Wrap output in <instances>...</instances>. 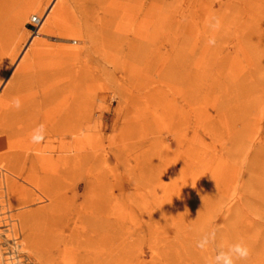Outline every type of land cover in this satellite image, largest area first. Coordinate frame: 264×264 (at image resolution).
I'll list each match as a JSON object with an SVG mask.
<instances>
[{
	"label": "rangeland",
	"instance_id": "obj_1",
	"mask_svg": "<svg viewBox=\"0 0 264 264\" xmlns=\"http://www.w3.org/2000/svg\"><path fill=\"white\" fill-rule=\"evenodd\" d=\"M118 2L137 3L14 0L1 13L0 99L45 77L59 82L53 105L75 98L103 126L51 199L25 204L0 177V264H224L236 244L250 254L235 264H264V0H164L149 43L112 35Z\"/></svg>",
	"mask_w": 264,
	"mask_h": 264
},
{
	"label": "bare ground",
	"instance_id": "obj_2",
	"mask_svg": "<svg viewBox=\"0 0 264 264\" xmlns=\"http://www.w3.org/2000/svg\"><path fill=\"white\" fill-rule=\"evenodd\" d=\"M136 1L137 3H133L132 6L128 4L127 8L130 5V9H126L127 11L123 10L125 7L122 8V6H127L129 2L127 1L126 4L121 3V7L118 2V9L122 8L123 14L121 13L117 24H115V30H113L112 35L117 36L118 39L132 36L141 40V42L149 43L157 36V32L152 30L153 27L161 30L165 25V16L161 12L165 2L164 0H160L161 5H159L155 3V0H150L149 2L146 0ZM7 2H14V0H0V58L3 52H5L3 51L5 42L9 40V38L7 40L9 21L2 22L1 19V13H4L7 9ZM146 4L149 5L147 10L145 8ZM157 11H159V16L156 14ZM19 13L21 15L18 21L26 16V12L24 11ZM12 14L11 16L17 13ZM38 18L40 19V26L42 25V19ZM69 25H65L63 29ZM68 31L70 32V30ZM65 33L63 34L65 36L70 34ZM39 35L37 33V36ZM71 35L69 37L72 38L73 35ZM123 35L124 37H122ZM37 36L33 37V39ZM110 37L111 34H107L105 38L108 41V45L111 43L109 42ZM74 38L76 39V36ZM33 39L30 41L31 44L33 43ZM100 51L98 52L100 53ZM107 54V52L104 53V60L110 63V56H107ZM85 64L87 66L88 62ZM39 82L42 84V87L36 92L26 91L24 83L16 87L14 91L18 94L16 98L20 100L19 108L14 106L16 98H10V96L6 98L5 95L0 99V177L4 183L2 186L4 185L5 188L10 189L13 193L15 189L22 188V200L25 204L31 201V198H28V193L30 192L39 194L42 199H51L55 192L68 186L72 171L84 167L91 152L98 149L101 145V139L98 137L102 132L103 125L101 120L97 118L96 123H94L95 126L92 128L87 108L82 103L76 101L75 98L69 101V97L66 96L67 98L64 99L65 96H63V100L58 106L53 105L57 83L59 82L56 83L54 80L52 81L45 77L39 78ZM61 99L62 97L60 96ZM60 100L58 99V101ZM95 138H97V141ZM38 241H33V243L36 244ZM64 254L66 255L67 253ZM20 262L18 263L20 264Z\"/></svg>",
	"mask_w": 264,
	"mask_h": 264
},
{
	"label": "clouds",
	"instance_id": "obj_3",
	"mask_svg": "<svg viewBox=\"0 0 264 264\" xmlns=\"http://www.w3.org/2000/svg\"><path fill=\"white\" fill-rule=\"evenodd\" d=\"M210 43H214L213 41H209ZM14 106L16 108L20 107V100L19 98H16L14 100ZM197 247L203 249L205 248V243H198ZM249 249L247 246L243 244H236L233 245L227 253H221L219 256L215 257V260H223L224 264H235L236 259H247L249 256Z\"/></svg>",
	"mask_w": 264,
	"mask_h": 264
},
{
	"label": "built area",
	"instance_id": "obj_4",
	"mask_svg": "<svg viewBox=\"0 0 264 264\" xmlns=\"http://www.w3.org/2000/svg\"><path fill=\"white\" fill-rule=\"evenodd\" d=\"M30 24H31V26H32L33 28H36V27H38L39 24H40V19H39L37 16H35V17H33V18L30 20Z\"/></svg>",
	"mask_w": 264,
	"mask_h": 264
}]
</instances>
